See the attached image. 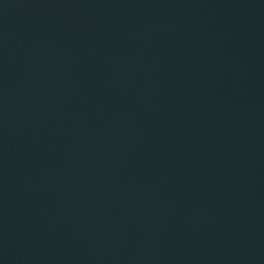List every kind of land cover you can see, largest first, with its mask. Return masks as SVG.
Returning a JSON list of instances; mask_svg holds the SVG:
<instances>
[{
    "label": "water",
    "instance_id": "water-1",
    "mask_svg": "<svg viewBox=\"0 0 264 264\" xmlns=\"http://www.w3.org/2000/svg\"><path fill=\"white\" fill-rule=\"evenodd\" d=\"M0 264H264V0H0Z\"/></svg>",
    "mask_w": 264,
    "mask_h": 264
}]
</instances>
